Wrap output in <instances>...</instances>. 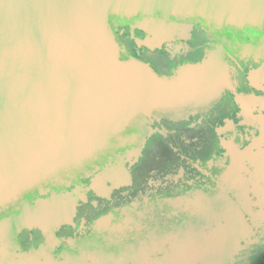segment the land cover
I'll list each match as a JSON object with an SVG mask.
<instances>
[{
    "label": "water",
    "instance_id": "obj_1",
    "mask_svg": "<svg viewBox=\"0 0 264 264\" xmlns=\"http://www.w3.org/2000/svg\"><path fill=\"white\" fill-rule=\"evenodd\" d=\"M116 18H140L132 30L146 36L133 37L153 51L187 34L195 20L223 30L252 26L259 34L246 42L224 32L200 60L160 74L136 56L122 58L127 48L117 38ZM233 48L264 58V0H0V212L18 207L0 215V264L109 260L95 237H75L60 224L93 194L113 196L134 175L153 174L149 145L157 136L173 139L155 119L188 117L186 109L208 105L227 89L236 106L243 104L249 94L235 90L227 59ZM222 203L236 210L229 229L242 232L235 202L224 193ZM186 230L195 237L186 246L176 239L172 254L207 246L208 257L153 264H218L201 228Z\"/></svg>",
    "mask_w": 264,
    "mask_h": 264
},
{
    "label": "flooded vegetation",
    "instance_id": "obj_2",
    "mask_svg": "<svg viewBox=\"0 0 264 264\" xmlns=\"http://www.w3.org/2000/svg\"><path fill=\"white\" fill-rule=\"evenodd\" d=\"M138 20L116 18L113 22L118 40L127 48L122 58L136 56L160 74H171L184 62L200 60L210 42L224 32L246 42H255L259 34L252 26L223 30L195 20L187 34L164 40L153 51L139 46L133 37V33L146 36L142 29L132 30ZM227 59L233 67L235 90L249 94L243 104L236 106L233 91L227 89L208 105L186 109L188 117L155 119L158 126L163 123L173 131V139L157 136L149 145L156 165L153 174L134 175L132 183L113 196L111 192L93 194L90 203L72 209L67 222L60 224L75 237L88 236L91 241L95 237L98 246L108 251L105 258L109 260L103 264H117L114 257L122 259L121 264H141L136 257L149 264L166 257L178 261L207 258L203 250L207 246L194 255L190 251L172 254L176 239L186 246L195 237L186 230L188 224L201 228L204 244L214 242L217 252L212 256L218 264H264V58L257 60L233 48ZM248 70L255 73L248 75ZM224 193L243 215L246 228L242 232L229 229L235 226L236 210L223 205ZM192 201L200 202L195 205L201 211ZM17 208L11 205L0 215Z\"/></svg>",
    "mask_w": 264,
    "mask_h": 264
},
{
    "label": "crops",
    "instance_id": "obj_3",
    "mask_svg": "<svg viewBox=\"0 0 264 264\" xmlns=\"http://www.w3.org/2000/svg\"><path fill=\"white\" fill-rule=\"evenodd\" d=\"M145 244H147V243H145Z\"/></svg>",
    "mask_w": 264,
    "mask_h": 264
}]
</instances>
